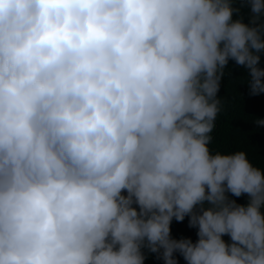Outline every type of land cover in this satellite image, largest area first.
I'll list each match as a JSON object with an SVG mask.
<instances>
[{"label":"clouds","instance_id":"obj_1","mask_svg":"<svg viewBox=\"0 0 264 264\" xmlns=\"http://www.w3.org/2000/svg\"><path fill=\"white\" fill-rule=\"evenodd\" d=\"M262 55L264 0H0V264H264V168L209 147Z\"/></svg>","mask_w":264,"mask_h":264},{"label":"trees","instance_id":"obj_2","mask_svg":"<svg viewBox=\"0 0 264 264\" xmlns=\"http://www.w3.org/2000/svg\"><path fill=\"white\" fill-rule=\"evenodd\" d=\"M260 66L264 67V55L261 57ZM225 73L219 93L223 98V110L215 121V128L211 133L213 140L209 147L213 151L223 153L246 151L255 166L264 168V127L257 128L254 124L256 118L264 119V95L248 96L247 88L241 83L246 72L243 68L236 67L234 62L230 61L229 69H226ZM230 198L236 199L239 204L247 202V196L236 198L230 195ZM171 232L175 239L185 237L191 238L193 242L197 240V229L188 227L187 217L183 222L174 220ZM223 239L230 242L227 236ZM146 255L148 258L145 264H164L163 260L156 258V254L146 252ZM177 259L179 264H186L178 254Z\"/></svg>","mask_w":264,"mask_h":264}]
</instances>
